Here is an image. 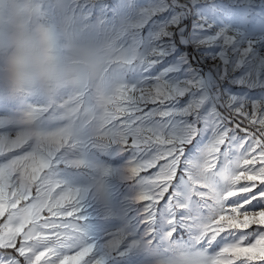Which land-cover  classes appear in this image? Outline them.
Segmentation results:
<instances>
[{
  "label": "rangeland",
  "instance_id": "rangeland-1",
  "mask_svg": "<svg viewBox=\"0 0 264 264\" xmlns=\"http://www.w3.org/2000/svg\"><path fill=\"white\" fill-rule=\"evenodd\" d=\"M5 247L264 264V0H0Z\"/></svg>",
  "mask_w": 264,
  "mask_h": 264
},
{
  "label": "bare ground",
  "instance_id": "bare-ground-1",
  "mask_svg": "<svg viewBox=\"0 0 264 264\" xmlns=\"http://www.w3.org/2000/svg\"><path fill=\"white\" fill-rule=\"evenodd\" d=\"M101 186V185H100ZM92 192H94V191H92ZM82 197V193H79L77 196H76V198H75V200H74V203L77 201V200H79L80 198ZM97 197H98V194H96V197L94 198V199H97ZM90 200L91 199H89V200H87V202L89 203L90 202ZM74 207H76V204H75V206ZM215 208V207H214ZM218 208V207H217ZM212 218V217H211ZM215 219V218H214ZM194 228V227H193ZM202 228V227H201ZM193 232H195V231H193ZM192 239V238H191ZM194 241V240H193ZM189 250H190V248H189ZM172 251V250H171ZM199 264V263H198Z\"/></svg>",
  "mask_w": 264,
  "mask_h": 264
},
{
  "label": "trees",
  "instance_id": "trees-1",
  "mask_svg": "<svg viewBox=\"0 0 264 264\" xmlns=\"http://www.w3.org/2000/svg\"><path fill=\"white\" fill-rule=\"evenodd\" d=\"M0 250L5 252V253H15V250L13 247H5V248H2Z\"/></svg>",
  "mask_w": 264,
  "mask_h": 264
}]
</instances>
